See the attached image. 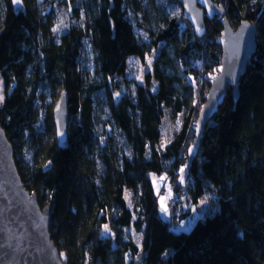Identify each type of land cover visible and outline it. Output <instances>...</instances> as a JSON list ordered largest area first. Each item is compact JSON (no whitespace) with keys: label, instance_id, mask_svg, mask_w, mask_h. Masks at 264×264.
<instances>
[{"label":"trees","instance_id":"obj_1","mask_svg":"<svg viewBox=\"0 0 264 264\" xmlns=\"http://www.w3.org/2000/svg\"><path fill=\"white\" fill-rule=\"evenodd\" d=\"M213 1L233 27L257 25V49L239 99L229 87L185 171L205 101L192 75L221 64L218 20L198 38L175 0H24L19 12L0 0V123L26 189L41 208L54 199L49 231L64 264H264V0ZM152 53L144 82L127 75L130 57ZM62 92L64 148L53 116ZM166 111L181 123L163 146ZM181 170L192 205L212 195L188 232L172 228L190 211L161 212L151 178L167 174L180 194Z\"/></svg>","mask_w":264,"mask_h":264},{"label":"water","instance_id":"obj_2","mask_svg":"<svg viewBox=\"0 0 264 264\" xmlns=\"http://www.w3.org/2000/svg\"><path fill=\"white\" fill-rule=\"evenodd\" d=\"M182 7V18L196 37L207 34L206 19L222 25L219 44L221 68L215 75L195 124V139L188 149L185 171L198 152L210 119L218 112L229 87L239 99L240 79L257 49V25L249 20L233 27L227 11L213 0H175ZM15 12L24 10V0H11ZM68 95L62 92L53 110L59 147L68 145ZM13 146L0 123V264H64L50 235L54 199L41 208L36 193H30L22 182L13 157ZM168 215V213H165ZM179 232L180 229L172 228Z\"/></svg>","mask_w":264,"mask_h":264},{"label":"rangeland","instance_id":"obj_3","mask_svg":"<svg viewBox=\"0 0 264 264\" xmlns=\"http://www.w3.org/2000/svg\"><path fill=\"white\" fill-rule=\"evenodd\" d=\"M169 6L176 12L177 15H180L182 17V7H179L177 5H172V4H169ZM154 57H155V53L150 54L144 60L139 59L137 57H130L128 60L127 75L137 79L139 82H144L145 74L151 71L153 68ZM204 64L205 63L202 61L200 65L197 67V69L195 70L194 72L195 74L192 75L194 81L197 83V86L199 87L198 88L199 89V94H198L199 99H202V97L204 98V95L206 98V95L209 89L206 92L205 85L208 82L212 83L215 75L219 73L220 68H221V65H218V66L210 67L207 69ZM0 96L4 98L3 83H2L1 78H0ZM2 101L3 99L0 100V105ZM180 123H181L180 118L177 117L173 119L166 111V114L163 118V125H162L161 142L163 146L171 138L174 131L178 127H180ZM178 176L179 177L177 178V183L181 185L182 191L180 194L178 193L176 195L174 193L175 184L172 182L171 178H169L167 174H164L161 176L152 175L151 178L154 184L155 192L157 194L158 205H159L161 212L169 213V217L176 218L178 217L179 208H181L182 204L185 205L188 211H190L189 216L186 219L180 220L179 222H176L175 224L178 229L188 232L193 227V225L198 220V218L203 217L204 214L207 213L208 210L210 209L212 195L207 194L199 200V203L197 205H192L190 201V195H189V189L192 184V179L187 178V177L185 178L182 175V170H181V174ZM165 207L167 208V212L164 211ZM172 219L173 218H171V220Z\"/></svg>","mask_w":264,"mask_h":264},{"label":"snow or ice","instance_id":"obj_4","mask_svg":"<svg viewBox=\"0 0 264 264\" xmlns=\"http://www.w3.org/2000/svg\"><path fill=\"white\" fill-rule=\"evenodd\" d=\"M2 99H3V97L0 96V100H2ZM164 211L167 212V208L166 207H165ZM105 230L107 231V228Z\"/></svg>","mask_w":264,"mask_h":264},{"label":"bare ground","instance_id":"obj_5","mask_svg":"<svg viewBox=\"0 0 264 264\" xmlns=\"http://www.w3.org/2000/svg\"><path fill=\"white\" fill-rule=\"evenodd\" d=\"M68 107V106H67Z\"/></svg>","mask_w":264,"mask_h":264}]
</instances>
